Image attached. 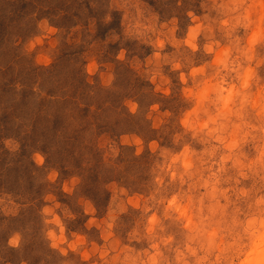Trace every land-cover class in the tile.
Segmentation results:
<instances>
[{
    "label": "rangeland",
    "instance_id": "1",
    "mask_svg": "<svg viewBox=\"0 0 264 264\" xmlns=\"http://www.w3.org/2000/svg\"><path fill=\"white\" fill-rule=\"evenodd\" d=\"M188 11L204 26L195 57L178 44L190 23ZM172 16L179 20L175 32L172 24L164 26ZM135 32L145 34L144 43L128 41ZM116 37L129 52L123 63L110 61L118 50ZM157 37L165 41L162 55L179 60L183 71L202 70L181 84L163 60L147 56L153 49L145 45ZM205 43L214 44L213 55L204 53ZM225 50L228 69L213 59L224 58ZM98 64L103 71H96ZM112 71L118 91L106 92ZM156 72L155 84L149 83ZM221 77L224 87L235 86L227 105L219 99ZM129 99L140 104L134 116L125 106ZM153 103L162 107L149 116ZM137 137L144 141L139 156L130 146ZM113 146L119 149L115 159ZM38 151L46 156L42 167L33 160ZM53 168L61 171L55 184L47 179ZM170 171L177 174L171 183ZM74 175L81 182L68 199L77 218L66 223L88 236L87 261L79 254L61 257L42 231L43 197L54 193L64 200L61 183ZM81 191L96 208L90 230L80 207L86 202L78 204ZM177 191L184 214L165 222L161 235L174 239L161 246L160 264H197L201 257H207L202 264H245L259 248L264 240V0H180L179 6L178 0H0V264H123V254L113 257L129 243L133 226L143 235L144 209ZM109 212L117 226L105 241ZM14 230L27 241L20 250L6 245ZM130 246L142 250L147 244ZM146 259L141 252L137 264Z\"/></svg>",
    "mask_w": 264,
    "mask_h": 264
},
{
    "label": "clouds",
    "instance_id": "2",
    "mask_svg": "<svg viewBox=\"0 0 264 264\" xmlns=\"http://www.w3.org/2000/svg\"><path fill=\"white\" fill-rule=\"evenodd\" d=\"M180 0H178L179 6ZM186 16L189 18L190 23L187 25V30L182 38H178V44H182L186 49L190 50V54L195 57L197 53L201 51V45L199 43V39L202 35L204 26L201 23H196L195 21L198 19L196 14L192 11H188ZM228 22L225 20L223 24H227ZM167 24H172L174 26L173 31H178L179 29V20L178 17L172 16L169 21L166 22L164 25L165 27ZM144 33L143 32H135L128 34V41L131 42L133 39L137 40L140 43H144ZM113 43L116 44L118 50L115 52L114 56L110 60L111 63H123L129 59V52L128 49L125 47H120L119 45V38L116 37L113 40ZM219 45V41H215V46ZM146 47H151L153 51L148 52L147 56L154 58L156 60H163L165 64L169 66L170 71L176 72L179 74V81L181 84L186 83V77L188 75L194 74L198 71L202 70L203 66L199 67H192L189 72H185L182 70V64L179 60H173L170 58L169 54L165 52L162 55V51L164 50L166 45L165 41L157 37V39L152 42L149 41ZM176 47L177 45H172ZM214 44L205 43L203 45V51L206 55H213L215 51ZM159 49V50H157ZM228 55V51L225 50L223 53V57L213 56V59L220 65H223L224 69H228V64L225 62V58ZM251 59V57H249ZM96 71L101 72L103 71L98 64L96 66ZM233 71L237 72L239 75V69H233ZM249 73L251 69L248 70ZM90 74H94L91 73ZM160 75L159 72L152 74L149 78V83L155 84L157 77ZM116 73L115 71L109 72L107 75V82L104 84V89L106 92H116L118 91V86L116 85ZM226 81L221 77L220 84L217 85L219 93V99L227 105L228 98L232 95V89L235 87H224ZM157 90H159L157 88ZM171 89H165L164 94H170ZM226 93L227 95H223ZM125 106L127 107L129 113L131 115H136L140 104L136 100H125ZM161 105L159 103H153L149 106L148 112L149 116L153 112H157L161 110ZM164 111H167L164 109ZM149 118V117H146ZM181 127L186 125V120H180ZM208 125L205 124L204 127ZM219 140L220 138L217 137ZM144 141L137 137L134 141V144L130 145L133 146L135 149L134 154L139 156L141 154V146L143 145ZM111 156L113 159L119 156V149L113 146L111 149ZM183 151L176 153L172 157V163H176L177 159L183 155ZM165 153H162L164 155ZM222 160L226 159L224 157L221 158ZM33 160L37 167H42L45 165L46 156L41 152L33 153ZM181 166L188 170V165L181 161ZM163 167V165H161ZM171 165H169V169ZM61 176V171L53 168L48 173V181L52 184H55L59 177ZM176 172L170 171L169 182H173L176 180ZM183 179V176H181ZM81 182V178L79 176H72L71 180H66L61 183V192L64 194L65 199L61 200L60 197L54 193H49L43 197L45 204L40 209V215L43 221V234L44 239L48 242V246L50 249L59 252L61 257H68L69 254H79L82 255L84 260L90 259V253L88 251L89 245V238L85 233L72 231L68 228V224L66 221L75 220L77 217L76 215L70 210L69 204L70 200L68 197L75 195L77 188ZM156 183L158 185L162 184L161 178L158 176L156 177ZM84 200L85 204H80V200ZM111 198L109 197V200ZM78 204L82 208L83 215L87 219L84 222L85 228H89V225L95 224V215H96V208L94 203L91 201L90 198L85 196L81 191V197L78 198ZM146 215V220L143 229V235L139 232L137 226H133L128 233V240L129 243L125 244L119 252L116 253V256L113 257V260L119 259L120 255L123 254V264H137V260L139 259L141 252L147 257L146 260L140 261V264H160L159 257L163 255L161 251V246H167L170 242L173 241L174 237L172 235L163 236L161 234L165 233L166 231V221L172 219V216L175 215L177 219L182 216L183 213V205L181 202V194L180 192H168L166 195H161L155 201V205H149L144 209ZM106 219L104 220V232H107L108 235H104L102 232V239L107 241L109 235H113L116 229V220L112 217L111 212L106 213ZM141 240L146 242L147 247L142 250H137L131 247V242L135 241L136 243H140ZM27 241L25 240L24 234L19 230H14L11 235L8 236L6 245L9 249L12 250H20L22 247L26 245ZM91 247L95 249L97 247L96 242H91ZM211 245H209V248ZM189 251H192L189 249ZM135 253V256L131 255ZM195 255V252H192ZM108 251L106 250L103 253V256H107ZM103 256L101 258H103ZM180 259V256L177 257ZM207 257H201L198 260L197 264H202L203 260H206ZM21 264H26L25 261H21ZM63 264H67L66 261Z\"/></svg>",
    "mask_w": 264,
    "mask_h": 264
},
{
    "label": "bare ground",
    "instance_id": "3",
    "mask_svg": "<svg viewBox=\"0 0 264 264\" xmlns=\"http://www.w3.org/2000/svg\"><path fill=\"white\" fill-rule=\"evenodd\" d=\"M245 264H264V240L260 243L259 248L252 252Z\"/></svg>",
    "mask_w": 264,
    "mask_h": 264
}]
</instances>
